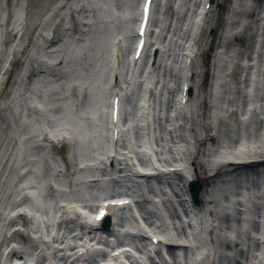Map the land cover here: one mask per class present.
Segmentation results:
<instances>
[{
    "label": "bare ground",
    "instance_id": "bare-ground-1",
    "mask_svg": "<svg viewBox=\"0 0 264 264\" xmlns=\"http://www.w3.org/2000/svg\"><path fill=\"white\" fill-rule=\"evenodd\" d=\"M86 1L75 0L73 2L72 0L70 3L69 0H65L59 6H53L51 1H47V3H49L47 5L44 3L45 1H43L41 3H43V7H45L46 12L42 17H40L38 11L36 10L37 8H41L38 3L39 1L28 0L30 4V14L33 18V25L31 28L32 35L29 38L26 52L28 53L29 49L31 50L35 47V42L37 40H44L45 36H47V38L49 37L50 32L53 33L52 29L54 26V20L56 16H60L65 9L71 10L74 5L80 7L81 11L76 13V16L82 21L83 13L86 11ZM137 1L138 0H91L90 4L87 6V8L92 10L94 14L96 13L98 5L105 7V9L110 8L113 10V14H111L113 21H106L105 26L100 29L105 30L106 35L102 36L100 34L97 41H90L88 44L90 45V49H88L87 52L83 51L82 46L71 45L70 47L73 49L72 55L75 56L74 63L78 66V68H81V63L83 60L86 63V68L83 69L86 73H81L86 75V77L76 80V83L83 87L85 92L86 90L91 89L89 100L85 98L86 96H84V100L81 103H78L76 100H74L73 89V91L68 95V98L70 101H72V104L69 103L68 99H63L60 103V106L49 109L48 103L44 99L45 93L43 91H40L39 93L38 90H34L32 97H30L25 90L23 93L22 85L17 89V93H9L8 96L5 97L4 101H13L15 98H18L17 95L19 97L28 96V104L32 106L31 113H28V115L26 114L24 117H19L18 119L13 120L14 126L10 129V131L17 135L18 142L21 144L19 150H21L22 154H24V159L30 160L32 156H34L36 159V161H34L36 171L32 173V178H34V182L37 183L40 193L39 198L36 199V203L39 208L50 209L55 201V199H51L52 197L49 195L50 188L44 184H41V182H47L51 186L60 183H66V194L63 200L60 199L59 201L61 206H63L66 211L60 209L57 211V214H54V219L52 218V220L49 222L50 226L52 227L51 232L49 233L44 227L43 218L45 214L41 213L40 218L38 219L32 218L34 222V225H31L33 228L31 231L32 238L24 239L22 241V244L26 249V260H29L31 255H34L36 258L42 256L51 258V253L54 252L57 245H65L66 240L64 237L67 235V232L65 229L59 232V227L56 228V224L54 225V222H61L63 226H66L68 224L66 221L70 216L74 218V221H77L75 211L79 212L81 215H86L88 213V204H86L83 199L86 198L89 193L86 190L83 191V189L89 188L90 190L88 191H91L92 196H103L112 192L113 188L122 185V180L126 181L128 184L131 181L134 182V180H138L141 182V185L138 186L145 188L147 187L146 183H149L148 179L151 177L144 176V173L155 175V177L153 176L151 178L152 180H155L153 182L154 186L159 190L160 187L162 188V190H160L159 196L153 199L154 206H150L151 210L156 211L159 221L167 225L169 229L166 234H162L160 238L163 240L170 239L171 243L189 244L190 249L188 251V264H220L219 257L221 245L219 246V244L222 241L221 238L225 240H237L244 246H250L254 239L264 240V174L258 175L257 182L259 185L255 189H252L253 187H249L250 184L248 180L246 181L247 184L245 181H243L244 184L242 186H236L234 177L230 176V178H228L224 183L222 182L220 185L214 186L215 189H213L211 193L207 188L204 189L203 192L198 193L200 206L196 209H198L200 212L203 210V212L194 214L192 216L191 221L195 225L194 229H192L189 224H187L189 218L186 216L187 213H185V210L182 208V204V207L179 208L180 214L182 216L181 220L179 217L172 215L167 209L168 206L165 207L164 203L162 202L163 199L165 202H169L168 199H172L173 203L178 205L179 199L181 201L185 200L187 194L185 192L186 189L184 180L186 178L192 177L195 178L197 182H200L203 185L205 184V179L199 176L196 169L193 170V176L191 171L187 172L186 170L188 166V156L190 150L192 149V144L196 141V136L204 132L200 131L199 129L196 130V132L190 129V126L194 121V117H197L198 115V112L194 115V109L198 108L197 95H194L193 97L188 96L187 103L183 108L178 107L176 104H173L168 100H165L166 97L163 95V92L159 94L158 90L162 77L158 79L157 83H155V67L147 65L141 71L139 69L140 62L139 64H136V62L130 63L128 56L125 55V52L130 50V45L133 44L131 39V37L134 38L133 29H137L141 18V13L139 12L136 4ZM201 1H203L202 3L205 1V3L208 2V0ZM216 1L217 0H215L214 3L210 2V9H215L217 11L215 6L219 8L221 4ZM162 2L163 1H161L160 4H162ZM251 2V11L253 9H257L256 6L254 7L255 0H247L248 8ZM167 3H169V0ZM25 4L26 0H0V41L3 38H6L8 40L7 46L9 48L13 47V40L17 34L21 33L22 31L24 34L28 33V30L25 29V25L19 22L23 14L22 8L25 6ZM152 4H154V2ZM171 4L175 8L177 7L178 18L175 21L173 20V14H168L170 9L166 4L162 9V13L159 15V24L154 30L155 38L153 39V46L159 50L160 66L164 62L168 63L170 61V57L166 56L168 53V51L166 52L167 46L165 45L164 40L159 39V36L163 37L166 23L169 21L170 28H173V26L178 23L181 9L182 11L185 10L184 6L182 4L180 5L176 0L172 1ZM240 9H242L241 5L239 7V10ZM198 10H200L199 14L191 17L189 22L191 23L195 21L198 25L204 26L206 35L203 38V42H196V38L185 39L183 41L176 39V42H179L181 46L176 48L177 53L175 57V66L179 63L184 64L186 61V56H191L193 60L190 69H192L194 61L198 62L202 48L206 49L208 45L211 46L212 44V42L210 44L209 35L212 34V28L215 25L212 24L210 20L208 21L207 16L203 17L205 12L203 4L198 6L197 11ZM54 13H57L55 17H53ZM101 14L103 13H100V15ZM26 15H29V13H26ZM254 15L255 14L252 13L251 16H248L249 20H253ZM261 15L264 16V11L261 13ZM4 16L7 18L5 25L1 20V18ZM38 18L41 19L40 24L42 27L37 25ZM93 19H96V16L91 18L90 23H92ZM235 20V16H233L232 23ZM61 22L62 24L59 28H66L67 25L65 18H62ZM4 27L9 29V33H6V35L4 32ZM95 27L96 26H93L91 29L94 30ZM38 28H40V33L37 35ZM183 28L188 29V24L184 23ZM238 28L240 27H236L233 30L227 31L228 37L226 39L230 40L231 37L234 38L235 35H240L244 38V40H252L250 39L252 37V32L250 33L249 31L250 27L244 30L245 33H243V31H239ZM71 36L76 40L79 37V35L75 34H72ZM95 36L96 32L94 31L93 38ZM173 37L172 39L175 40V34ZM12 38L14 39L12 40ZM32 38L33 40L30 41ZM147 38L148 40L150 39L149 33ZM255 38L257 39L255 43H257L259 48L263 49H259L258 51L252 53V56H254L253 59L250 60L252 66H250L248 63L249 59L246 58V48L242 49L241 55H243V57H241V55L235 57L239 49L234 46H232L230 51H225L222 54V58L218 64L212 65V73L218 77L216 76L217 78H213L210 83V88L214 93V98L212 101L210 98V121L212 128L210 133L217 137L216 140H218L219 149L218 153H215V150L210 151L214 152L210 161V164L212 165H219L227 161H241L249 163L258 162L262 157H264V125L259 128V135L256 140L250 141L247 137L248 133L257 126L259 118L254 115V112H257V110L262 111V117H260L264 124V100L261 101L260 98L264 95V64L259 65L260 62L264 60V45L262 43V39L264 38V25L262 27L261 34L259 36L256 35ZM91 42L93 43L91 44ZM108 44L112 46V53L104 50L105 48H108ZM221 45H219V47H221ZM251 50L253 51V48H251ZM16 55H19V53ZM68 55H71L69 48H67L64 52V56ZM239 58H242L239 60L242 64L246 63L247 67H251L252 80L250 82V87L245 90L248 97L246 98L248 100V111L247 113H243L240 117L241 119H238L237 122L234 123V119L237 117V114H233L232 119V106L240 103V93L242 91L243 81L242 79H238L236 82L235 77L231 78L229 75L226 76V74L232 71L235 60L237 61ZM140 60L143 61V57H141ZM180 60L182 62H180ZM125 62L128 64L127 70L124 67ZM6 65L7 63L0 67V84H2L7 78ZM58 65V72L56 73V76L49 77L50 83L47 86L49 88V92H53L52 97L56 93L54 84H57V82L60 81V76L63 74L61 62ZM16 67L14 69L15 73L13 74L14 76L12 79H10V76L7 78L4 89L7 87L9 89L8 92H10L11 88H13L14 83L22 80V66H20V69H16ZM54 69L57 68H52L51 71ZM156 73L160 74V69H157ZM68 74L71 75L70 73ZM115 74L118 75L119 81L115 86V89H113L114 93H112L110 92L106 80L108 77H110L111 81ZM24 76H27L25 71ZM188 76L189 73L184 76V80L192 88H195V82H193L192 77L189 79ZM246 76L247 75H243V78H246ZM40 77L44 78V76ZM39 79L40 78H36V81L39 82ZM140 80L142 83V88L139 87ZM236 85L239 86L238 89L236 88ZM169 86L174 88V83L170 81ZM228 91L230 92L228 93ZM174 92H176V95H174V98H176L179 95V92L177 90ZM1 93H3L2 88H0V94ZM115 95L121 96L119 122L117 128H119L123 133V140L127 141L128 143V152L126 153L118 152L117 149L119 145L115 148L107 143V127L109 125L108 121H106L107 116L105 111L108 102L112 96ZM160 99L164 103L169 102V111L167 110L164 112V107H159L160 105H157L152 101ZM20 100L21 98L18 99V102L21 104L22 102ZM223 100H225L227 104H225ZM74 106L77 107L75 108ZM62 111L63 114L60 115ZM1 113L2 109L0 108V114ZM128 114V119L125 122H122L121 118H123V116H127ZM165 114L168 115V121H165ZM86 116H89L87 118L91 119L94 124L90 129L87 130ZM152 116H160V120L162 116L165 122L164 127L160 128L158 125L160 129L153 128ZM183 117L187 118L183 120ZM55 119H61V124L64 127L63 130H55L52 132L48 128L49 126L50 128L55 125L57 126V122L54 121ZM22 121L25 123V130L30 131L31 133L33 132L31 137L37 139L36 142H34L26 132L19 131L20 123ZM148 125L151 128L148 127ZM237 128H239V131L242 132L240 141L236 140L232 148H226L225 145L229 147V143L234 142ZM83 132L86 133V139L82 140L79 145H74V147H71V142L69 144V141L81 137ZM45 133L51 136L55 135L58 137L57 139L61 138L65 141L63 149H65L70 158H72V169L70 173L65 172L61 164L60 167H58L51 162H47L46 157L38 151L37 145L40 142V137ZM212 138L215 140L214 137ZM43 140L46 141L45 139ZM210 141L212 142V139ZM1 145H3V141ZM30 148H32L30 151L32 156L28 155L29 152H27V150ZM16 149L17 145L14 144L11 154H9V156L6 158L4 164L2 165V162H0V171H4L6 173L12 172V167L7 169L8 167L6 168V166L8 164H12ZM133 151H135L141 162H143L142 157L144 154L147 158L151 157L155 161L157 156H159V158H161V163L159 161L158 162L162 172H158L149 168L147 163L137 162L138 158L134 155ZM109 153L114 154L115 157H118L122 161H128L131 163L132 160H134L137 163L136 166L131 167V170L126 169L125 171H121L123 174L118 172L116 177L119 179V181L111 185L110 183L112 179L107 178L104 174H101L100 177H105L99 179L96 178L101 173L100 168L102 170L106 168L105 163L108 162ZM206 154L208 153H205L204 156H206ZM65 163L67 164V161H65ZM174 163H176L175 169L178 171L181 170L184 174L183 176L182 174H170L171 170L167 167ZM182 167L183 169H181ZM58 169H60L63 173L61 176L64 177L63 181H58L60 180V174L57 171ZM108 170L111 171L112 168ZM109 171L107 175L109 177L113 176ZM262 171H264V167H262ZM131 172H133L134 178L130 176ZM212 172L213 170L210 171V173ZM244 175H242L241 178ZM8 178L13 184V189L15 190V182H17L18 179L9 176ZM95 181H97V183H94ZM98 182H100V186L95 187L98 185ZM170 184L173 185L174 190L170 189ZM82 186L85 187L82 188ZM2 189L4 190L6 188ZM3 190H0V196L5 195V191ZM8 190H10V188ZM236 190L241 191L239 194H236ZM76 193H78V199L75 197ZM144 193L148 199H150L149 196H153L151 193L147 194L145 190ZM47 199L50 200L46 201ZM133 199H135L134 196L129 198V201L133 206V215L130 218L131 225L127 223L126 229L132 232H142L143 230H147L150 232V234H153L155 231L151 229V225H149L145 215H141L137 212L136 208L138 207ZM203 200L205 204H203ZM5 204L6 200H1L0 208ZM210 209H212V214L209 212ZM224 214H229L232 218L237 217V215L240 217L237 222L233 221L232 227L230 229L223 228L220 230L221 232H219V229H217V223L221 222L218 221V216H224ZM258 214H261L263 223V231L261 232L255 230L253 227V218L257 217ZM81 220L85 221V218L81 217ZM199 222L201 223L200 226H198ZM174 223H176V226L179 228L184 226L188 236H185L184 233H174ZM212 227L214 231H216L214 242H212L209 233V230ZM174 234L175 236H173ZM71 235H75V233H72ZM72 237L75 238V236ZM76 240H78L77 242L80 244L81 250H85V245L80 242L81 240ZM159 246L160 243L157 247ZM254 248L255 253L259 251L258 256L263 257L262 255L264 254V245L261 246L260 250L256 246H254ZM70 251L71 250L66 246L63 252L69 257L71 254ZM234 251L235 250H231L232 255ZM181 254L183 255V253ZM252 261L254 263L257 262L256 258H253ZM16 264L23 263L22 261H17Z\"/></svg>",
    "mask_w": 264,
    "mask_h": 264
},
{
    "label": "rangeland",
    "instance_id": "rangeland-1",
    "mask_svg": "<svg viewBox=\"0 0 264 264\" xmlns=\"http://www.w3.org/2000/svg\"><path fill=\"white\" fill-rule=\"evenodd\" d=\"M39 1V6L41 8H39V16L42 17L44 15V13L46 12L45 7H43L42 3L44 0H37ZM65 0H51V3L53 4V6H59L61 3H63ZM75 0H73L74 2ZM174 1V0H171ZM179 1V4L184 6V11H182L179 15V20L178 23L175 24V27L170 28V22L168 21L166 23V26L164 28V34H163V39L165 41V45H167V49L166 52L168 51V53L166 54L167 57H170V61L164 62L161 66H160V74H158V77L156 79H159L163 76V87H160L159 90V94L163 92V95L167 98H170L173 94V88L169 86L170 81H172L174 83V87L176 86L175 89H177V82H178V75H179V68L175 66V57H176V48H178L179 44L178 42H176L179 38V36L183 35L184 38H186L185 33L183 30L181 31V27L182 25L186 22L187 23V19L189 18V16H191L193 14V11L195 10L194 4H196V0H176ZM246 0H217L216 2L220 3L221 5L219 6V8L216 7L217 11L215 10L212 18H211V22L212 24H214L215 26L212 28L213 32L211 35H209L210 38V45H208V47L206 49L202 48V52L198 58V62H197V66H196V76L194 78V82H195V88L193 87V94L192 97L194 95H197V106L198 108L194 109V115L198 112L197 117H194V121L192 122V125L190 126V129L194 130L196 132V130H200L204 133H201L200 135L198 134L196 136V150L198 152V157H197V162L196 163V168L198 169L197 171L199 172V174L202 177H205L204 175H207L206 173L209 172L211 166L208 163V160L211 159V157L213 156L214 152L217 151L218 149V140L217 137H215V140L211 137V121H210V115H211V101H212V93H211V88H210V81H211V66H212V59L214 56L213 51L215 50V48H218L220 50H223V53L225 52V48L228 46L231 49V46L234 45V47L237 45H242L245 46L244 48H246V58L249 59L248 62H250V57L253 55L252 52L255 50V42L257 41V39L255 38L256 35H260L261 31H262V27L264 25V16L261 15V13L264 11V0H255V4L254 7L256 6L257 9H253L252 11L249 10V8H247L246 4H245ZM71 3V2H70ZM45 4H49V3H45ZM158 5H159V0L156 1L155 3V10L158 9ZM169 6L171 5V7H173L172 4H168ZM242 7V9L239 10V7ZM50 8V7H49ZM88 9V8H85ZM171 13L173 14V20L175 21L178 18V13L177 10L175 8H171L170 9ZM55 12V11H54ZM254 13V17L253 20H249L248 16H251V14ZM55 15H57V13L53 14V17H55ZM238 15V16H237ZM38 16V17H39ZM93 16H96V14H94L92 12V10L88 9L83 13L82 16V21H78L77 19H80L76 16L75 12H72L69 16L68 19V23H69V27L68 28H62L60 29L59 27L61 26V19L60 16H56L55 20H59V22L56 24H54L55 29L53 30V37L51 38V41L48 42L47 44H43L41 43L39 50L42 52V58H44L46 61L50 60L49 56H53L54 54H46L48 48H46L49 44L51 45V43H57V45L59 46V50L63 51L66 50L67 48L70 49L71 51V55L70 58L73 59V49L70 48L71 45L74 46H82V49L84 52H87L88 49H90V45L89 42L90 41H97L99 39V35L101 34L102 36L105 35V31L104 30H100L101 28H103V24L101 23L100 19H96V24H94V20L92 21V23H90V20ZM156 16V13H154L153 17ZM233 16H235V21L232 23L233 21ZM97 17V16H96ZM247 22V23H246ZM154 26H156L157 23V19L154 20ZM96 26L94 30L91 29V27ZM236 27H240L238 28L239 31H243V33H245V29L249 28L250 33L252 32V37L250 39L252 40H244L243 37L238 36V38L240 40H242V42L240 43L239 39V43L237 42V36H235L233 38L232 41H228L226 40V35H227V31L233 30ZM155 27H153L154 29ZM180 30V31H179ZM94 31L96 32V36L93 38V34ZM180 33V34H179ZM72 34L75 35H79V37L76 39H73V37L71 36ZM175 34V40L172 39L173 35ZM57 37V38H56ZM155 38V37H154ZM174 38V37H173ZM177 39V40H176ZM91 42V44L93 43ZM222 43L221 47L219 46V43ZM249 44H247V43ZM69 45V47H68ZM264 45V44H263ZM254 46V47H253ZM86 47V48H85ZM37 48V47H36ZM35 48V49H36ZM209 48V49H208ZM251 48H253V51L251 50ZM260 48H258L259 50ZM228 52V51H226ZM215 61L216 63H219L220 59L222 58V54L220 55H215ZM241 57H243V55H241ZM239 60V59H238ZM264 60H262V62H260L259 65L264 64L263 63ZM34 62L32 56L28 57V63L29 65H32ZM81 68L85 69L86 68V63L83 62L81 63ZM95 65V64H94ZM33 68H30V71H32ZM73 69L71 71V75L70 77L67 78V84H69L72 80H74V74H73ZM251 71L250 69H248L247 67L243 68V67H239V64L236 62L234 69H233V76L236 78V82L239 79V75H247L249 74ZM139 87L141 88L140 84ZM236 88L238 89L239 86L236 85ZM246 89V85H242V91L240 93V105H239V111H236L235 109L233 110V113L238 114L237 118L239 119L240 114L243 113V110H245V106L242 107L243 101L245 100V91ZM230 91H228L229 93ZM76 96V95H75ZM211 98V101H210ZM158 101H161L158 100ZM170 101V99H169ZM11 105V104H10ZM234 105V104H232ZM246 105V103H245ZM235 107V106H234ZM7 109L9 110V107H7ZM4 115L3 118H1ZM3 115L0 117V130H1V134L0 136L5 137L6 134V127L8 125V121L12 118L10 111L9 112H4ZM193 119V116H192ZM233 119V117H232ZM159 121L156 122L157 124H159ZM191 121V119H190ZM259 122V119H258ZM257 128H254L252 131H250L249 136L250 138H254L257 136L258 134V127L259 124L256 126ZM237 130V135H238V130L239 128L236 129ZM202 135V136H201ZM195 136V135H194ZM3 139V138H2ZM212 139V142L210 141ZM237 140V139H236ZM233 143H235V141ZM231 143V145L233 144ZM212 146V147H211ZM215 150V151H214ZM210 151H214V152H210ZM205 153L206 156H204ZM201 164V165H200ZM200 165V166H199ZM231 169V168H230ZM228 174L229 172H231V170L227 171ZM258 170H255L254 172L249 173L248 175H244L242 178L241 177H234V181H235V185L237 186H242L244 183L243 181L248 180L250 186H253V189L257 188L258 186ZM226 175V173H225ZM224 173L222 174V176L218 179V181L216 180V183L211 182V180H207L205 178V184L203 185L204 189H208V191L211 193L213 189H215L214 186L216 185H220L222 182L224 183V180L227 179V177H225ZM247 184V183H246ZM241 190H236L235 193L238 194ZM204 202V200H203ZM205 204V202L203 203ZM211 213H212V209H210ZM218 221H220L221 223H217V229H219V232H221L220 230H222L223 228H225V226L231 222V220L233 219L229 214H224V216H218ZM216 232V231H215ZM215 236V234H214ZM221 243V242H220ZM225 244V243H223ZM234 246V247H233ZM255 244H251L250 246H241L238 244H234L232 245V249L236 248V250L234 251L233 255L231 254L230 250H222L220 251L222 252L220 255V264H246V258L249 257V250H254ZM243 247V248H242ZM244 249V252L241 250ZM251 259L253 255V251L251 253Z\"/></svg>",
    "mask_w": 264,
    "mask_h": 264
},
{
    "label": "water",
    "instance_id": "water-1",
    "mask_svg": "<svg viewBox=\"0 0 264 264\" xmlns=\"http://www.w3.org/2000/svg\"><path fill=\"white\" fill-rule=\"evenodd\" d=\"M239 41H240V43L242 42V40H240V39H239ZM158 53L159 52H157V50H156L155 57L158 55ZM61 148H64V146H59L58 147V149H61ZM65 159L66 160H70V156L67 154L65 156ZM191 187H192V191H193V194H194L195 203L198 204V193L200 192L202 186H201L200 183L195 182V183H192Z\"/></svg>",
    "mask_w": 264,
    "mask_h": 264
}]
</instances>
